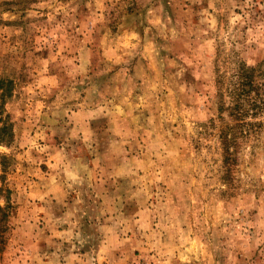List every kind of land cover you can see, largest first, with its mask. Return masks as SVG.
Masks as SVG:
<instances>
[{
	"label": "rangeland",
	"instance_id": "374dc122",
	"mask_svg": "<svg viewBox=\"0 0 264 264\" xmlns=\"http://www.w3.org/2000/svg\"><path fill=\"white\" fill-rule=\"evenodd\" d=\"M263 63L264 0H0V264H264Z\"/></svg>",
	"mask_w": 264,
	"mask_h": 264
},
{
	"label": "trees",
	"instance_id": "16d2710c",
	"mask_svg": "<svg viewBox=\"0 0 264 264\" xmlns=\"http://www.w3.org/2000/svg\"><path fill=\"white\" fill-rule=\"evenodd\" d=\"M264 64V63H263ZM261 64V65H263ZM261 66L249 67L243 64L235 75V82L230 87L229 101L225 99V91L220 86L217 92L218 111L223 116L227 113L230 123L220 132V139L228 161H232L235 153L240 148L241 141L254 132L260 123H248V118H257L264 109V86L258 82L259 77H264ZM11 92V82L0 79V100ZM2 125V126H1ZM0 140L8 135L9 126L3 120L0 110ZM10 206L0 207V253L5 249V233L8 231Z\"/></svg>",
	"mask_w": 264,
	"mask_h": 264
}]
</instances>
